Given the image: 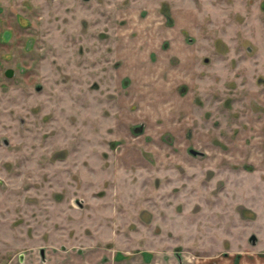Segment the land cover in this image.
Here are the masks:
<instances>
[{
  "label": "rangeland",
  "instance_id": "1",
  "mask_svg": "<svg viewBox=\"0 0 264 264\" xmlns=\"http://www.w3.org/2000/svg\"><path fill=\"white\" fill-rule=\"evenodd\" d=\"M0 264H264V0H0Z\"/></svg>",
  "mask_w": 264,
  "mask_h": 264
},
{
  "label": "flooded vegetation",
  "instance_id": "2",
  "mask_svg": "<svg viewBox=\"0 0 264 264\" xmlns=\"http://www.w3.org/2000/svg\"><path fill=\"white\" fill-rule=\"evenodd\" d=\"M8 73H11V75L9 76ZM5 74H6L7 77H13L14 70L12 68H8L6 70V72H5ZM8 143H9V141L8 140H5V144H8ZM191 153L194 154V155H203L204 154L203 152H200V151H197V150H194V149L191 150ZM256 241H257V237L255 235H252L251 236V242L253 244H256ZM61 249H62V251H65L66 248L62 246ZM39 255H40L41 259H44L45 258L46 252H45L44 248L40 249ZM18 262L19 263H22L20 260Z\"/></svg>",
  "mask_w": 264,
  "mask_h": 264
},
{
  "label": "water",
  "instance_id": "3",
  "mask_svg": "<svg viewBox=\"0 0 264 264\" xmlns=\"http://www.w3.org/2000/svg\"><path fill=\"white\" fill-rule=\"evenodd\" d=\"M8 75L10 76V75H11V73H8Z\"/></svg>",
  "mask_w": 264,
  "mask_h": 264
}]
</instances>
